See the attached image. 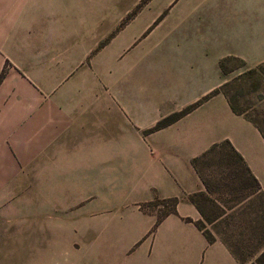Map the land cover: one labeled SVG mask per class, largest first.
Wrapping results in <instances>:
<instances>
[{
  "label": "crops",
  "instance_id": "crops-1",
  "mask_svg": "<svg viewBox=\"0 0 264 264\" xmlns=\"http://www.w3.org/2000/svg\"><path fill=\"white\" fill-rule=\"evenodd\" d=\"M163 1L178 48L169 50L160 81L153 62L125 63L126 74H137L128 87H117L121 98L113 109L107 91L118 81L100 45L120 19L109 20L108 11L121 10L123 0H0V264H48L47 214L62 209L65 171L74 168L100 171L93 176L104 185L99 214L108 216H94L89 243L104 231L129 230L119 207L137 225L127 241L94 243L90 264H255L264 247L243 256L219 236L209 241L196 225L203 216L190 196L204 192L218 202L192 161L226 140L258 183L238 203L264 210L261 131L233 111L223 92L158 123L229 82L228 59L243 70L264 62V0ZM97 89L99 97L90 96ZM172 197L174 212L140 208Z\"/></svg>",
  "mask_w": 264,
  "mask_h": 264
},
{
  "label": "rangeland",
  "instance_id": "rangeland-1",
  "mask_svg": "<svg viewBox=\"0 0 264 264\" xmlns=\"http://www.w3.org/2000/svg\"><path fill=\"white\" fill-rule=\"evenodd\" d=\"M142 4L146 6L139 13ZM169 14V3L163 0L160 2L154 0V3L152 0H123L121 10L119 6L116 8L113 5L110 12L108 11L109 20L120 18L115 25H112L109 33L101 39L100 45H106L108 73L110 72L111 79L118 81L115 82V87L112 84L107 91L113 109L118 108L121 98L120 90L118 91L117 87L121 88L123 84L128 87L133 82L134 75L137 74V71L126 74L124 72L125 63L136 61L146 63L149 60L156 64L159 70L161 69L159 81L162 80V73L166 72L164 69L168 67L169 50L178 48L173 40V33L169 31L167 25ZM157 20H162V24L157 26ZM128 48L130 50L127 54L120 57L122 49ZM226 66L230 68L229 70H233L231 72L233 78L224 86L228 99L238 109L250 114L252 118L262 119L263 121H259V124L264 129V62L254 68L243 70V64L239 60L228 59ZM239 71L241 72L238 73ZM122 72L124 78L121 76ZM160 87L159 84L158 95L162 97L166 89L162 87L160 89ZM98 88L103 89V81ZM98 90L92 91L90 96L99 97ZM173 115L175 114L169 116ZM69 156V161L75 166V154ZM211 157L207 160L205 171L214 170L221 174V180H212L211 183L212 192L215 193L214 196L218 202L200 199L204 212L201 225L213 236L216 235L228 240L236 249L241 251L243 256L254 254L264 247V210L259 209L256 205L251 207L247 203H238V199L242 198L245 191L250 189L251 181L245 170L238 165H232V171L230 175H227L226 172H229V169H225L224 164L220 166L209 165L210 162H215ZM105 162L109 164L108 160ZM99 172L98 170L90 171L87 169L75 171V168L65 171L62 209L59 206L53 211V214H50L49 211L47 214V224L49 225L47 234L48 264H90L94 257L93 250H91L94 243L97 245L100 243L102 246L105 238L112 241L119 239L127 241L134 234L137 228V225H134L135 219L130 218L131 214L116 204L115 206L119 207L117 210L119 212L118 217L122 219L129 217L127 219L129 230L125 229L121 235L119 234L120 228H114L113 235H110L109 230L104 231L94 241H92L91 236L92 242L89 243L88 233L89 228L93 225V218L104 210V185L98 176H93ZM89 174H91V179ZM108 190L113 192L111 188ZM127 194L125 197L128 201ZM145 205H148L150 210H157L159 216L165 212L167 207L159 200L141 203L140 208L144 209ZM231 207L234 209L230 210ZM128 210L130 209L128 208ZM226 210L228 213L223 216L222 220L214 224L210 223ZM107 216V213H101L95 221H102ZM53 224H58L60 228L55 229Z\"/></svg>",
  "mask_w": 264,
  "mask_h": 264
},
{
  "label": "trees",
  "instance_id": "trees-1",
  "mask_svg": "<svg viewBox=\"0 0 264 264\" xmlns=\"http://www.w3.org/2000/svg\"><path fill=\"white\" fill-rule=\"evenodd\" d=\"M221 67L223 69V71H227L226 66L221 63ZM224 86L217 89L212 90L211 92H209L205 97H203L201 100L197 101L196 103H193L189 106H187L185 109H183L180 113L175 114L173 116H170L169 118H166L164 120H161L158 123V126H164L167 123L175 120L177 117H179L180 115L188 112L189 110H191L193 107H195L197 104H199L201 101H204L206 99H208L209 97H211L212 95L216 94L217 92H223L225 95V91H224ZM227 96V95H226ZM228 98V97H227ZM229 103L231 105V108L233 109L234 112L236 113H243L248 119H250L257 127L258 129L261 131L263 137H264V129L263 127H261V125L259 124V121H263L262 119H254L250 116V114H247L246 111L240 110L238 109L236 106L233 105V103H231V101L229 100ZM212 156V157H211ZM213 158L215 160V162L213 163H209V165H223L226 167L225 169H229V172H226V174L230 175L232 169L231 166L232 165H238L241 169L245 170V172L247 173L251 184L250 186V191L252 190H256L258 187V183L256 181V179L250 174L248 168L246 167L242 157L235 151V149L232 147V145L230 144L229 141H223L221 143L218 144H214L213 146L210 147L209 150H207L205 153H203L201 156L194 158L193 159V166L196 168V170L199 172L203 183L205 184L206 190L208 192H212L213 188H212V180H216L219 181L221 180L220 176L221 174H219V172L216 171H205V165H207L206 163H208V158ZM213 160V161H214ZM207 167V166H206ZM209 169V167H207ZM190 199L195 203V205L197 206V208L199 209V211L201 212L202 216H204V212L202 210V206L200 203V199H208L211 202L213 200H211L209 197H207L204 192L203 193H198L195 195H191ZM160 203H162L163 205H166V211L165 213H169V212H174V206L177 202V198L176 197H172V198H168V199H161L159 200ZM211 221V220H210ZM196 225L203 230V233L205 234V236L207 237V239L209 241H212L214 239L213 235L209 232H207L206 230H204L203 226L201 225V220L196 221ZM223 240H225L223 238ZM228 243V246L231 248V250L237 254L240 255V253L237 251V249L231 244L229 243L228 240H225ZM255 264H264V249L261 251V253L256 257L255 259Z\"/></svg>",
  "mask_w": 264,
  "mask_h": 264
}]
</instances>
